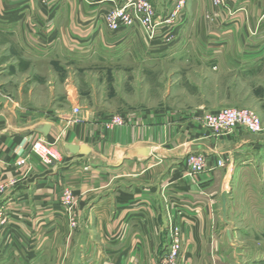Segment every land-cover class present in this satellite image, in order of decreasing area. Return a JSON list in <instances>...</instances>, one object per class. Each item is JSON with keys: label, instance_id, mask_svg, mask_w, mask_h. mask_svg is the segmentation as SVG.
Wrapping results in <instances>:
<instances>
[{"label": "crops", "instance_id": "0c3cea01", "mask_svg": "<svg viewBox=\"0 0 264 264\" xmlns=\"http://www.w3.org/2000/svg\"><path fill=\"white\" fill-rule=\"evenodd\" d=\"M100 1L33 0L25 13L8 14V6L23 1L0 0L1 31L9 35L8 47L17 43L30 56L26 65L50 61L66 49L79 52L97 38L94 22L108 7ZM150 1L159 18L173 9V0ZM180 15L202 42L169 44L159 52L173 50L186 62L222 72L225 51L261 47L219 43L218 38L227 32L251 37L264 19V0H228L225 7H215L212 0H186ZM99 34L113 37L105 30ZM207 36L218 43L204 41ZM230 55L234 60L236 55ZM6 57L0 58L7 72L0 74V187L5 188L0 264H50L51 258L65 264L68 244L81 242L74 229L85 234L82 264H161L174 235L180 239L181 264H264V231L246 237L241 223L225 219L229 210H249L255 220L264 209L259 198L264 195V129L252 134L239 128L216 136L201 124V105L126 117L124 125L108 130L104 123L110 118L100 117L99 109L72 114L60 102L51 76L39 92L37 77L9 73L15 65ZM258 113L264 120V112ZM38 139L53 144L60 160L44 166L29 153ZM71 145L78 146L77 153ZM191 152L206 154L203 172L188 169ZM226 155L228 163L217 165ZM25 156L26 164L18 166ZM130 177H137V187L118 184ZM66 189L74 195L72 206L61 201ZM239 194L244 198L238 200ZM71 208L79 218L72 224L66 213ZM104 242L110 244L101 246ZM128 254L129 262L119 260Z\"/></svg>", "mask_w": 264, "mask_h": 264}, {"label": "rangeland", "instance_id": "374dc122", "mask_svg": "<svg viewBox=\"0 0 264 264\" xmlns=\"http://www.w3.org/2000/svg\"><path fill=\"white\" fill-rule=\"evenodd\" d=\"M227 2L222 6L213 5L225 7ZM182 22L183 20L180 19L172 24L173 26L165 29L170 38L168 40L158 39L159 42L163 40L168 44L177 43L178 45L202 42L201 36L190 33L191 22L189 20ZM259 24L257 32L253 31L251 37L231 35L227 32L218 38L219 43L261 45L258 49L245 46L242 48L243 50L225 51L223 54L225 64L222 72H216L193 61L186 62V56L178 57L179 52L175 54L176 52L173 50L159 52L160 49L152 46L147 39L133 34L117 39L98 34L95 38L99 39L96 38L88 44H84L79 52L66 49L50 61L30 66V64L26 65L29 60L27 58L30 56L23 54L17 43L8 47L7 39L9 37L6 36L9 35L1 31V27L5 25L2 21H0V58L7 56L6 60L9 58L13 61L15 67L9 73L37 77L34 79V83L39 92L46 89L44 84L47 83V77L51 76V84H55L54 90L58 92L60 102L63 101L67 110L71 107L72 114H74L75 108H79L80 114L88 110L99 109V113L102 114L100 117L122 116L132 120L141 116L145 117L143 113L153 110L169 113L175 109L197 108L204 105V112L199 117L202 126L209 130L201 118L204 113L219 108H245L257 114L262 120L258 111L264 112V19ZM215 39L217 38L214 36H207L204 41L218 43ZM5 47L7 51L3 49ZM230 53L236 55L234 60ZM247 58L250 61H242ZM239 61L241 63H238ZM33 63L35 62L33 61ZM2 71H4L3 74H6V67L0 66V74ZM18 85V83L5 84L7 87ZM107 124L108 121H105L104 126L108 130H113L116 127L109 128ZM192 154L206 156L205 153ZM230 158L226 155V163ZM136 173L135 170L131 172V174ZM120 180L118 184L129 183L132 188L138 185L137 177ZM69 191L66 189L65 193ZM65 193L62 195L63 199L66 196ZM239 195L238 200L244 198V195ZM253 198L258 199L255 196ZM259 198L264 201V195ZM250 199L249 197V201ZM64 200L66 205L72 206L74 202L76 203L75 198L70 202L67 198ZM66 213L71 224L78 221L75 208L67 210ZM226 213L227 218L225 219L229 218L233 220L232 223H237V225L241 223L245 232L244 236L249 237L256 230L263 233L264 209L258 212L259 215L255 216L257 217L255 220L254 216L252 218L253 212L249 210H229ZM232 223L230 224L232 225ZM75 230L74 233L81 242L75 240L74 243L68 244L65 252V264H82L79 252L84 247L85 234L84 230L82 232ZM109 244V242H104L101 243V246ZM129 256V254L126 258L120 256L119 260L129 262ZM112 261L116 263L118 258ZM50 264H54V259H50Z\"/></svg>", "mask_w": 264, "mask_h": 264}, {"label": "built area", "instance_id": "2783aa9c", "mask_svg": "<svg viewBox=\"0 0 264 264\" xmlns=\"http://www.w3.org/2000/svg\"><path fill=\"white\" fill-rule=\"evenodd\" d=\"M22 3H14L6 9L9 13L26 12L31 7L33 0H21ZM108 1V0H106ZM107 4L108 7L101 9V14L94 22L95 34H99L105 30L110 32L113 38L121 36L135 35L140 38L147 39L152 46L158 48H166L169 44L165 40L170 38L166 34V30L172 24L180 20V14L183 11L186 0H173V9L163 18L156 16L154 6L150 0H105L100 1ZM227 0H212L215 6L226 4ZM173 26V25H172ZM165 30V31H164ZM164 31V32H163ZM163 32V33H162ZM158 39H163L159 42ZM158 40V42H156ZM79 108H75L74 114L79 113ZM202 122L214 135L234 129L243 128L250 132L259 134L263 131V122L261 118L254 112L237 107L219 108L203 114ZM126 123V119L122 116H113L109 119L107 126L114 128L122 126ZM29 153H35L40 158L41 164L51 166L60 160V154L55 146L47 141L38 139L30 147ZM29 155V154H28ZM26 156L17 162V165H25ZM188 169L192 173H201L207 167V157L200 154L189 153L187 155ZM225 158L217 160V165L224 166ZM5 192L4 187H0V196ZM65 198L70 202L74 199L71 191L65 193ZM64 198V199H65ZM62 198V203H66ZM1 226V221H0ZM174 232H178L179 228L174 227ZM177 234V233H176ZM180 239L174 235L168 244V249L164 253L161 264H181L179 258Z\"/></svg>", "mask_w": 264, "mask_h": 264}, {"label": "water", "instance_id": "95a60500", "mask_svg": "<svg viewBox=\"0 0 264 264\" xmlns=\"http://www.w3.org/2000/svg\"><path fill=\"white\" fill-rule=\"evenodd\" d=\"M70 149L72 152L77 153L79 148L76 145H71Z\"/></svg>", "mask_w": 264, "mask_h": 264}]
</instances>
